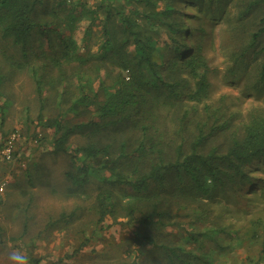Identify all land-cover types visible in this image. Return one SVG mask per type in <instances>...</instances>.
I'll return each instance as SVG.
<instances>
[{
    "label": "rangeland",
    "instance_id": "obj_1",
    "mask_svg": "<svg viewBox=\"0 0 264 264\" xmlns=\"http://www.w3.org/2000/svg\"><path fill=\"white\" fill-rule=\"evenodd\" d=\"M67 1L74 6L78 0ZM97 1L87 0L90 5ZM42 2L38 8L41 17L48 16L64 0ZM247 2L250 0H226L222 11L212 15H200L201 6L196 8L191 2L177 7L184 24L181 37L185 38L186 27L192 26L193 37L186 42H203L209 81L206 97L189 96L193 79L186 73L177 69L164 71L161 75L165 80L178 82L174 87L178 96L172 95L169 108L158 112L155 105L153 113H146L147 107L142 105L139 112L133 113L137 118L100 130L76 129L66 149L58 152L54 143L60 131L46 125V119L58 117L67 126L90 120L114 89L109 75L104 74L107 68L99 70L90 61L83 65L75 59L64 62L60 51H46L47 55L42 52L40 56L31 53L30 58L23 59L11 43L0 37V264H10L8 255L14 250L25 255L28 264H166L164 252L158 248L165 242H175L182 251L206 257L213 264H264V194L259 182L264 180V162L254 161L248 165L243 180L227 183L211 195L197 196L184 190L180 196L178 191L165 189L157 205L141 201L143 198L132 201L131 187L117 183L111 185L117 203L111 201L112 210L102 222L98 221L97 210L98 186L107 189L102 179H115L120 169L126 178L134 171L135 155L138 156L135 147L141 137L137 123L146 114H150L147 133L164 152L178 146L187 150L199 130L205 133L204 150L217 147L223 152L232 136L240 135L252 117L264 116V75L260 73L264 51H259L264 34L259 35L255 45L247 46L264 15V4L250 6L243 15L241 10ZM195 14L200 17L194 18ZM208 17L211 20L206 22ZM77 18L78 13L73 19ZM87 24L85 18L76 22L74 32L84 60L87 51L99 55L103 39V21L98 19L92 24L96 31L92 37H84ZM202 25L206 27V37L199 39L197 29ZM170 31L171 35L174 30ZM52 40L58 42L56 37ZM34 49L40 50L38 42ZM256 85L260 86L255 88ZM162 89L166 96V87ZM12 135L13 152L8 159L2 150ZM122 141L127 143L125 152L135 155L118 170L99 167L94 179L79 190L66 179V171L80 161L76 153L82 146L109 145L115 157ZM176 196L188 201L176 202ZM127 203L134 207V220L126 211ZM203 205L208 209H202ZM202 211L210 214L207 222L199 216ZM201 222L210 223L206 224L209 227L216 223L222 226L217 229H225L226 233L219 235L220 242L199 234Z\"/></svg>",
    "mask_w": 264,
    "mask_h": 264
},
{
    "label": "trees",
    "instance_id": "obj_2",
    "mask_svg": "<svg viewBox=\"0 0 264 264\" xmlns=\"http://www.w3.org/2000/svg\"><path fill=\"white\" fill-rule=\"evenodd\" d=\"M225 1L98 0L90 5L87 0H78L73 6L71 1L64 0L63 4L49 13L45 9L48 16L44 14L41 17L38 16V8L41 3L43 4L42 0H0V37L11 43L23 59L30 58L31 53L40 56L42 52L47 55L46 51L49 54L60 51L59 56L64 62L75 59L83 65L90 61L99 70L101 67L107 68L104 74L109 75L114 89L99 104L97 113L90 120L67 126L58 117L53 120L46 119V125H52L57 132L60 131L54 143V150L58 152L66 149L65 145L69 136L76 129L84 130L90 127L93 131L107 128L133 118L136 116L133 113L139 112L138 108L142 105L147 107L146 113H153L152 106L155 105L158 112L169 108L171 104L169 99L172 95L178 96L174 89L178 82L165 80L161 75L164 71L177 69L181 74L186 73L193 79V89L189 96L193 99L206 97L209 81L208 67L201 48L203 42L193 40L192 43L186 42V39L193 37L194 27L192 26H187L184 32L186 37H181L184 24H181L179 20L178 13L181 11L177 7L180 4L181 6L189 5L188 3L191 2L196 8L198 5L201 6L198 8L200 15L205 12L212 15L222 11V4L223 2L225 4ZM258 4H264V0H250L249 3H245L241 12L245 15L250 6ZM42 13H44L43 10ZM77 13L78 18L75 20L73 18ZM198 15L193 16L197 19L200 17ZM83 18L88 21L84 37H92L96 32L92 24L98 19L103 21V39L98 49L99 55L92 53L88 44V50L91 53L87 51L85 60L82 56L84 54L79 53L74 38L76 22ZM210 20L211 17H208L206 22ZM257 26L247 46L255 45L259 35L264 34V15L259 18ZM170 30H174L171 35ZM197 30L200 34L199 39L206 37L205 26H199ZM53 37H56L58 42L53 41ZM37 42L40 47L38 51L34 49L37 48ZM184 48L186 51H183ZM259 51H264V45ZM78 71H81V67ZM260 73L264 75V60ZM2 83L3 75L0 73V95ZM40 84L41 81L38 80L39 94L41 93ZM163 86L166 87L167 97L162 92ZM259 86L256 85L255 88ZM149 115L146 114L140 122H136L141 133L135 147L138 156L135 153L125 152L127 144L125 141L119 143V151L115 157H112L109 145L89 143L82 146L76 153V157L80 155V161L76 167L65 173L66 179L79 190L94 179L100 168L118 170L120 165L126 163L130 157L136 156L134 171L127 174V178L126 173L120 169V176L115 179L101 180L107 183V189L98 186L97 210L100 222L105 220L112 210L111 201L117 203L113 198L111 185L125 184L131 187L132 201L143 198L145 200L141 201L145 203L152 201L157 205L162 200L159 195L165 189L171 188L172 191H178L180 196V192L184 190H191L197 196L205 193L211 195L227 183L234 184L243 180L248 165L264 162V116L262 115L252 117L251 121L245 124L240 135H233L227 149L223 152H219L217 147L203 149L205 133L202 130H199L191 139L187 150L178 146L172 150L166 148L164 152L147 133L150 128L147 124ZM123 175L125 178L122 177ZM259 182L264 194V180ZM180 196L175 197L176 202L188 201ZM129 204L127 203L128 208L126 205V211L130 219L134 220V207ZM204 208L207 207L203 205L202 209ZM199 216L206 222L210 218L209 212L206 211H202ZM206 224L210 223L201 222L199 234L214 237L217 242H220L219 235L225 234V229H217L222 226L216 223H211L212 227ZM143 238H147V234ZM154 240L157 241L155 238ZM158 248L164 252L166 264H213L206 257L201 259L194 253L182 251V247L175 242H165L163 245L159 243Z\"/></svg>",
    "mask_w": 264,
    "mask_h": 264
},
{
    "label": "clouds",
    "instance_id": "obj_3",
    "mask_svg": "<svg viewBox=\"0 0 264 264\" xmlns=\"http://www.w3.org/2000/svg\"><path fill=\"white\" fill-rule=\"evenodd\" d=\"M10 264H28V258L18 250H14L8 255Z\"/></svg>",
    "mask_w": 264,
    "mask_h": 264
},
{
    "label": "built area",
    "instance_id": "obj_4",
    "mask_svg": "<svg viewBox=\"0 0 264 264\" xmlns=\"http://www.w3.org/2000/svg\"><path fill=\"white\" fill-rule=\"evenodd\" d=\"M15 139V135H12L6 142L5 147L2 150L3 155L5 156V158H10L11 154L13 152V140ZM0 189H2L0 187Z\"/></svg>",
    "mask_w": 264,
    "mask_h": 264
}]
</instances>
